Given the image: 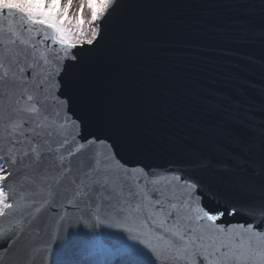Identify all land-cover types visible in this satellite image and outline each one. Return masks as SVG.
I'll return each instance as SVG.
<instances>
[{"label": "snow or ice", "instance_id": "1", "mask_svg": "<svg viewBox=\"0 0 264 264\" xmlns=\"http://www.w3.org/2000/svg\"><path fill=\"white\" fill-rule=\"evenodd\" d=\"M215 7L0 0V264H264V0L203 57L260 79L166 103L164 17Z\"/></svg>", "mask_w": 264, "mask_h": 264}, {"label": "water", "instance_id": "2", "mask_svg": "<svg viewBox=\"0 0 264 264\" xmlns=\"http://www.w3.org/2000/svg\"><path fill=\"white\" fill-rule=\"evenodd\" d=\"M177 2L216 7L211 14H204L200 9H196L188 18L177 15L174 10H168L164 17L166 27L162 35L165 38L195 45L183 49L180 54L170 52L161 54L160 66L170 74L167 86L172 91L166 103L177 102L185 96L186 91L202 94L208 89H215L221 93L235 95L246 86V81L260 79L258 73L245 69L243 62L238 58L226 60L217 55L215 59H203L205 56L214 55L206 51L207 49L230 46L236 26L230 23L234 17L230 15L231 10L227 5L239 0H177ZM186 25H191V29ZM217 25L224 26L223 33L216 31L214 26ZM248 94L253 95L250 89ZM175 131L178 132L179 129Z\"/></svg>", "mask_w": 264, "mask_h": 264}]
</instances>
